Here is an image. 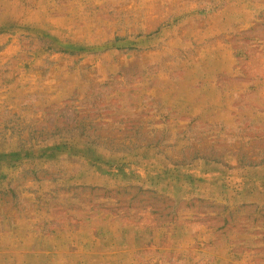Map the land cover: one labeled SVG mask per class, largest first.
Wrapping results in <instances>:
<instances>
[{
	"label": "rangeland",
	"instance_id": "1",
	"mask_svg": "<svg viewBox=\"0 0 264 264\" xmlns=\"http://www.w3.org/2000/svg\"><path fill=\"white\" fill-rule=\"evenodd\" d=\"M0 264H264V0H0Z\"/></svg>",
	"mask_w": 264,
	"mask_h": 264
}]
</instances>
